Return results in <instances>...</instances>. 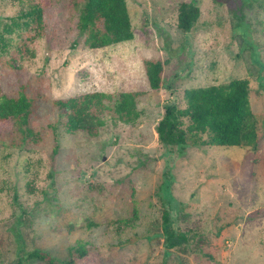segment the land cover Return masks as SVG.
I'll list each match as a JSON object with an SVG mask.
<instances>
[{
    "label": "rangeland",
    "instance_id": "1",
    "mask_svg": "<svg viewBox=\"0 0 264 264\" xmlns=\"http://www.w3.org/2000/svg\"><path fill=\"white\" fill-rule=\"evenodd\" d=\"M189 1L127 0L134 39L90 49L85 1L0 0V96L39 103L37 143L0 146V264H36L27 253L37 249L63 259L79 243L102 264H264V0H199L184 33ZM145 60L164 64L160 90ZM239 79L250 83L257 146L180 154L159 142L168 102L185 108V90ZM93 92L142 93L139 120L66 132L53 101ZM166 209L188 236L172 250Z\"/></svg>",
    "mask_w": 264,
    "mask_h": 264
},
{
    "label": "trees",
    "instance_id": "2",
    "mask_svg": "<svg viewBox=\"0 0 264 264\" xmlns=\"http://www.w3.org/2000/svg\"><path fill=\"white\" fill-rule=\"evenodd\" d=\"M85 1L80 29L88 36L90 49H101L134 39L127 0H69L72 7ZM243 0H236L242 4ZM201 15L199 0L183 2L179 8L178 28L190 33ZM42 12L36 19L40 20ZM239 26L242 24L239 23ZM145 70L151 90L163 85L164 64L145 60ZM140 92H93L68 99L54 100L52 110L57 122L70 134L87 132L96 136L92 125L103 127L105 119L133 124L140 118ZM185 108L173 102L164 106V115L156 132L164 146L177 147L180 154L196 147L257 146L259 119L252 112L250 83L247 79L223 85L187 89ZM39 118V103L32 97L0 96V146L10 140L11 147H29L37 143L34 123ZM168 196V195H167ZM164 204L170 200L164 198ZM166 248L172 250L188 243V236L174 228L170 210L162 216ZM27 261L36 264H102L99 252L88 243L69 247L60 259L40 249L27 253Z\"/></svg>",
    "mask_w": 264,
    "mask_h": 264
}]
</instances>
